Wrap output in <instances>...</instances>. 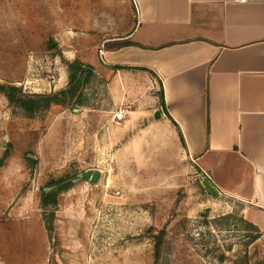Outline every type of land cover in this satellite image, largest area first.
I'll use <instances>...</instances> for the list:
<instances>
[{"label": "rangeland", "instance_id": "374dc122", "mask_svg": "<svg viewBox=\"0 0 264 264\" xmlns=\"http://www.w3.org/2000/svg\"><path fill=\"white\" fill-rule=\"evenodd\" d=\"M105 2L0 0V264H264V234L212 196L198 168L116 164L108 142L79 139L76 105L27 117L10 102V88L18 97L67 88L78 56L63 43L81 18L100 15L108 29L115 7ZM88 7L95 12L81 13ZM87 171L100 181L76 180ZM51 181L72 186L44 211Z\"/></svg>", "mask_w": 264, "mask_h": 264}, {"label": "crops", "instance_id": "0c3cea01", "mask_svg": "<svg viewBox=\"0 0 264 264\" xmlns=\"http://www.w3.org/2000/svg\"><path fill=\"white\" fill-rule=\"evenodd\" d=\"M105 4L108 29L81 18L63 43L94 75L76 105L79 139L108 142L111 161L140 171L198 168L264 234V0Z\"/></svg>", "mask_w": 264, "mask_h": 264}, {"label": "trees", "instance_id": "16d2710c", "mask_svg": "<svg viewBox=\"0 0 264 264\" xmlns=\"http://www.w3.org/2000/svg\"><path fill=\"white\" fill-rule=\"evenodd\" d=\"M69 82L67 88L49 95H34L33 97H18L17 90L14 88L8 89V98L12 104L23 111L27 117H35L41 112L49 111L53 107H70L71 105H78L82 98V91L84 87L89 84L93 78L92 69L85 67L81 62L74 61L67 64ZM0 91L6 92V89L0 87ZM162 101L163 93L161 94ZM182 139V136H181ZM183 140V139H182ZM184 142V141H183ZM8 154L5 155L7 157ZM72 184H67L64 181H51L48 188L42 190L41 207L44 211L52 208L57 203L58 194L70 189ZM164 231L156 236L157 243L155 244V255L159 256Z\"/></svg>", "mask_w": 264, "mask_h": 264}, {"label": "water", "instance_id": "95a60500", "mask_svg": "<svg viewBox=\"0 0 264 264\" xmlns=\"http://www.w3.org/2000/svg\"><path fill=\"white\" fill-rule=\"evenodd\" d=\"M101 177L102 173L100 171H87L82 177L76 178V180L87 181L90 184L95 185L100 181ZM202 185L212 196L216 198L220 197L217 190L208 181L203 180Z\"/></svg>", "mask_w": 264, "mask_h": 264}, {"label": "built area", "instance_id": "2783aa9c", "mask_svg": "<svg viewBox=\"0 0 264 264\" xmlns=\"http://www.w3.org/2000/svg\"><path fill=\"white\" fill-rule=\"evenodd\" d=\"M125 119V114L123 113V112H117V113H115L114 114V117H113V120L115 121V122H121V121H123ZM203 180H206V181H208L209 183H210V177L207 175V173H203Z\"/></svg>", "mask_w": 264, "mask_h": 264}]
</instances>
